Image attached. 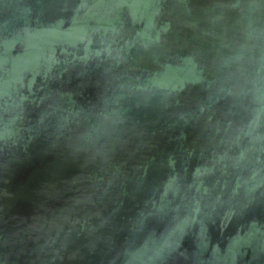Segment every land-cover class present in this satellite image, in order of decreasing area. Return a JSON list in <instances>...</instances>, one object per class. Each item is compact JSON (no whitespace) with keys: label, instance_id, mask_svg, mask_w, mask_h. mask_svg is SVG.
<instances>
[{"label":"water","instance_id":"1","mask_svg":"<svg viewBox=\"0 0 264 264\" xmlns=\"http://www.w3.org/2000/svg\"><path fill=\"white\" fill-rule=\"evenodd\" d=\"M0 264H264V0H0Z\"/></svg>","mask_w":264,"mask_h":264}]
</instances>
